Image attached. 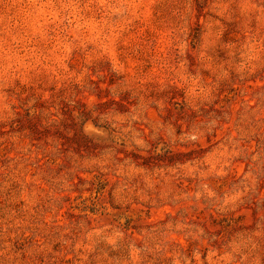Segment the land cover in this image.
Instances as JSON below:
<instances>
[{
  "label": "rangeland",
  "instance_id": "1",
  "mask_svg": "<svg viewBox=\"0 0 264 264\" xmlns=\"http://www.w3.org/2000/svg\"><path fill=\"white\" fill-rule=\"evenodd\" d=\"M0 264H264V0H0Z\"/></svg>",
  "mask_w": 264,
  "mask_h": 264
}]
</instances>
